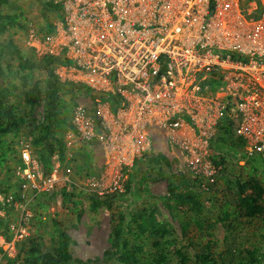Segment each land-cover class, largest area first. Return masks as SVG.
Segmentation results:
<instances>
[{
    "label": "built area",
    "instance_id": "1",
    "mask_svg": "<svg viewBox=\"0 0 264 264\" xmlns=\"http://www.w3.org/2000/svg\"><path fill=\"white\" fill-rule=\"evenodd\" d=\"M51 2L60 8L54 34L40 42L31 33L27 45L61 58V82L104 99L95 103L110 134L103 144L108 164L131 166L142 153H163L155 136L168 129L180 133L169 155L186 150L187 166H203L201 176L213 182L216 170L207 156L223 122L243 140L245 156L264 163V0ZM259 10L258 19L244 16ZM71 127L66 147L75 153L79 140L93 137L84 107L73 111ZM19 159L20 181L37 193L54 188L57 171L46 176L40 155L28 144L21 143ZM86 185L98 196L108 192L96 179ZM13 203L0 193V206ZM23 224L10 239L0 235L4 254H15L16 244L27 238Z\"/></svg>",
    "mask_w": 264,
    "mask_h": 264
},
{
    "label": "trees",
    "instance_id": "2",
    "mask_svg": "<svg viewBox=\"0 0 264 264\" xmlns=\"http://www.w3.org/2000/svg\"><path fill=\"white\" fill-rule=\"evenodd\" d=\"M2 5L17 7L8 0H0ZM45 8L50 12L60 11L59 6L51 1L45 4ZM14 26L24 27L16 14H7L0 9V35ZM52 33L53 26L46 24L43 36ZM5 54L18 60L19 69L28 74V81L23 84L24 114L20 105L9 99L13 86L0 87V165L4 164L7 168L9 160L18 156L5 138L18 134L23 126H28L32 128L30 135L34 145L41 150V160L50 170V160L55 153L62 161L64 159L65 145L59 130L68 126V120L60 94L65 89L81 90V87L58 80L53 71L57 62L54 58L38 59L32 51L23 53L9 40L0 42V79L5 73L2 65ZM36 69L45 74L44 88L34 80L32 72ZM39 106L43 110L42 120L35 123L33 115ZM110 107L116 110L111 102ZM244 148L243 140L228 122L220 125V131L210 147V158L217 170L218 182L236 189L232 208L223 209V202L217 197L218 191L205 187L201 179L166 172L165 168L168 169L170 163L164 156L144 154L130 168L123 190L107 192L102 196L88 194L91 210L96 212L105 208L111 217L109 247L101 258L87 261L74 258L70 252L69 235L60 221L53 220L55 237L52 242L40 236H29L18 244L16 256L9 261L14 264H264V184L254 176L258 166L264 163L258 157H246ZM241 162L243 165H240ZM234 167L238 171L234 172ZM160 180L167 182L163 206L179 221L181 236L159 221L155 206L146 200L151 196L149 183ZM4 181L0 183L2 190L10 187L7 177ZM75 195L77 193L67 192L66 189L62 193L64 202ZM207 201L218 203L220 209L216 213L213 210H216L215 207L207 209ZM6 210L9 213L13 207L7 206ZM218 224L225 230L222 241L217 240L214 233ZM0 233L6 238L11 236L8 217L0 216Z\"/></svg>",
    "mask_w": 264,
    "mask_h": 264
},
{
    "label": "rangeland",
    "instance_id": "3",
    "mask_svg": "<svg viewBox=\"0 0 264 264\" xmlns=\"http://www.w3.org/2000/svg\"><path fill=\"white\" fill-rule=\"evenodd\" d=\"M10 3H14L16 8H9V6L2 5L0 9L7 14H16L18 21L23 28L14 26L4 30V33L0 35V42L4 40L11 41L17 46L21 52L29 53L32 51L36 58H43L47 56L40 55L27 45V39L32 33L34 39L45 42L46 39L52 36L55 32V24L59 19V13L50 12L45 8V4L51 0H8ZM258 1V0H257ZM261 11H257L251 15L244 14L246 19H258ZM46 24L53 26V33L48 36H43L46 30ZM54 58V57H53ZM57 62L54 65L53 71L57 76V69L62 66L63 62L60 57L54 58ZM2 65L4 69V77L0 79V87L13 86L10 94V101L12 103H18L22 113H25V107L23 104V96L25 93L24 82H27L28 74L22 72L19 69L18 60L11 55L5 54L2 56ZM34 80L40 83V86L44 88L46 83L45 74L36 69L32 72ZM60 81V80H59ZM61 82V81H60ZM63 84H70L61 82ZM75 85V84H73ZM81 87L79 85H75ZM81 87V90H63L60 94L62 101V108L66 112V118L68 120V126L59 130V135L65 145L64 159L61 160L58 154H54L51 157L50 170H47L45 163L44 174L46 176L57 171V182L54 188L48 193H37L30 184L17 181L16 175L17 168L20 165L19 151L21 143H26L29 147L38 155L41 150L36 147L32 141L30 135L31 127L23 126L18 134H12L5 138L7 144H12L13 148L18 153L17 159H10L7 168L4 164L0 165V183L2 184L5 177L8 178L10 187L0 189V193L3 195H9L13 199V210L7 213L6 208L0 206V212L3 217H8L10 221L11 236L6 238L1 233L0 235L6 239H10L14 235V229H17L19 222H23L24 227L27 229L28 236H40L45 241L52 242L55 237V229L52 226L53 220H58L63 226V229L69 235L71 239L70 252L74 258L84 261L101 258L106 249H108V238L111 232L110 226V213L105 208H100L98 211L93 212L91 210V201L88 194H94V188L89 191L91 187L87 186L89 180L96 179L102 185L101 191L112 192L115 190H123L124 182L127 179L128 173L132 165H110L107 162L106 153L104 151V142L110 136V134L104 130L101 126V121L96 115L97 104L96 99L104 100L102 97H98L94 92L89 89ZM23 104V105H22ZM78 107H84L87 113L93 120V137L91 141L85 142L79 140L80 147L75 153L68 152L66 144L68 141V132L72 129L71 117L72 113ZM42 106L37 107L34 112L33 119L35 123L42 120ZM180 137V133L177 135L172 134L170 130L163 129L158 133L155 138L162 146V155L170 163V167L165 171L170 173L185 174L191 179H201L203 185L213 188V191H218L217 197L223 202V209L228 207H234L236 189L235 187H225L222 182H218L217 170L213 165L210 155L211 150L208 152L207 159L214 166L216 173L213 177V182L210 179H206L203 176V166H197L196 169L188 167L184 162L188 155L186 150H180L176 148L175 157L170 156L171 147L170 144L174 139ZM78 138V137H76ZM70 154V155H69ZM148 153H142V155ZM149 155H154L150 154ZM139 157L137 160H139ZM1 158V157H0ZM246 159H244L245 161ZM135 161V162H136ZM19 162V164H18ZM232 162V161H231ZM233 161V165H234ZM205 163V160L202 162ZM18 164L14 173V167ZM243 165V162L240 163ZM11 169V172L9 170ZM234 172L238 171L237 168H233ZM197 170L200 175H196L194 171ZM8 174L7 176L5 175ZM256 179L264 184V164L258 166V172L254 175ZM201 177V178H199ZM66 189L67 192H75V195L70 201L64 202L62 193ZM150 197H146L157 210V217L159 221L168 226L171 231L177 236H181V226L179 221L173 217L170 212L163 206V199L167 193L166 180H160L149 183ZM82 193V194H79ZM14 195H19V198H15ZM15 206V207H14ZM205 207L207 209H213L217 212L220 206L211 202H206ZM80 213V217H79ZM256 226V225H255ZM257 227V226H256ZM256 227L254 229H256ZM215 237L217 240L222 241L225 230L221 224L215 227ZM26 239V238H25ZM22 244L19 242L16 244V253L12 256L4 254L2 249L0 250V264H14L9 260H13L17 254V246Z\"/></svg>",
    "mask_w": 264,
    "mask_h": 264
}]
</instances>
